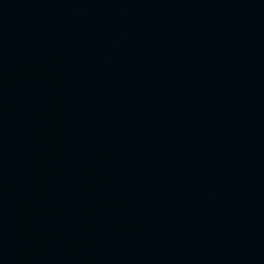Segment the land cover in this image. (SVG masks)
Masks as SVG:
<instances>
[{"label": "water", "instance_id": "obj_1", "mask_svg": "<svg viewBox=\"0 0 264 264\" xmlns=\"http://www.w3.org/2000/svg\"><path fill=\"white\" fill-rule=\"evenodd\" d=\"M0 264H264V0H0Z\"/></svg>", "mask_w": 264, "mask_h": 264}]
</instances>
